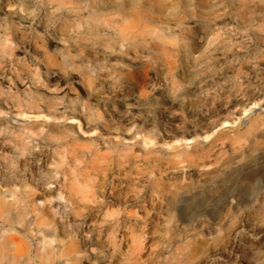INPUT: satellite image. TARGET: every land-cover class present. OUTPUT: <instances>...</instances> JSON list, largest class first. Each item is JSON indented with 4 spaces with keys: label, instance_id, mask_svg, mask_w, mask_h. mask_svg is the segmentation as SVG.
Wrapping results in <instances>:
<instances>
[{
    "label": "rangeland",
    "instance_id": "rangeland-1",
    "mask_svg": "<svg viewBox=\"0 0 264 264\" xmlns=\"http://www.w3.org/2000/svg\"><path fill=\"white\" fill-rule=\"evenodd\" d=\"M0 264H264V0H0Z\"/></svg>",
    "mask_w": 264,
    "mask_h": 264
},
{
    "label": "bare ground",
    "instance_id": "bare-ground-1",
    "mask_svg": "<svg viewBox=\"0 0 264 264\" xmlns=\"http://www.w3.org/2000/svg\"><path fill=\"white\" fill-rule=\"evenodd\" d=\"M135 0H131V3L134 5ZM13 120V119H12ZM12 122V121H11Z\"/></svg>",
    "mask_w": 264,
    "mask_h": 264
}]
</instances>
